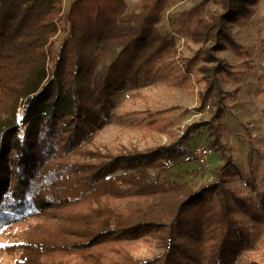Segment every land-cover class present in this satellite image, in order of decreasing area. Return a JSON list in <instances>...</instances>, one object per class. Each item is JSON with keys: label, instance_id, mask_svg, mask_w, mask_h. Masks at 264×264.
Segmentation results:
<instances>
[{"label": "trees", "instance_id": "16d2710c", "mask_svg": "<svg viewBox=\"0 0 264 264\" xmlns=\"http://www.w3.org/2000/svg\"><path fill=\"white\" fill-rule=\"evenodd\" d=\"M209 1L220 9L202 14ZM254 1L201 0L178 12L171 31L159 26L170 0H138L129 14L126 0H71L65 11L61 0H0V232L38 220L0 243V256L11 264H260L240 256L255 246L236 214L264 229V187L247 202L218 165L197 187L179 179L173 168L189 159L182 140L115 152L94 142L111 121L112 97L176 56L178 35L204 44L188 61L211 63L199 67L200 101L220 116L217 75L228 70L215 51ZM138 239L156 240L161 252L134 259L125 243Z\"/></svg>", "mask_w": 264, "mask_h": 264}, {"label": "rangeland", "instance_id": "374dc122", "mask_svg": "<svg viewBox=\"0 0 264 264\" xmlns=\"http://www.w3.org/2000/svg\"><path fill=\"white\" fill-rule=\"evenodd\" d=\"M71 0H61L65 11ZM138 0H126V13L136 9ZM201 0H170L159 23L160 28L174 30L181 21L178 12L186 10ZM219 10L218 4L209 1L201 8ZM194 20H192V23ZM61 19L59 25H63ZM231 42H222L215 51L228 72L217 75L223 92V112L211 117L207 103L202 104L200 95L206 86V78L199 68L210 65L197 57L191 64L188 59L201 45L190 42L184 36H176L178 53L171 59L159 62L153 72L141 76L133 86L121 89L113 98L111 121L98 129L94 142L101 149L113 152L125 148L144 149L182 140L187 161L173 168L179 179H185L194 187L211 181L214 168L222 166L226 185L247 202H256L255 192L264 187V0H255L244 14L227 24ZM63 33L55 39L54 48ZM215 126L223 149L214 144L209 124ZM207 126H206V125ZM26 125L19 127L23 137ZM201 145L211 148L203 161L194 154ZM249 157H251L249 159ZM238 221L250 233L255 248L240 254L243 258L264 263V229L249 216L236 214ZM28 218L12 224L0 232V243L11 233L34 223ZM134 259L152 258L161 248L152 243L130 240L125 243ZM249 255V256H248ZM0 264L11 262L0 256Z\"/></svg>", "mask_w": 264, "mask_h": 264}, {"label": "built area", "instance_id": "2783aa9c", "mask_svg": "<svg viewBox=\"0 0 264 264\" xmlns=\"http://www.w3.org/2000/svg\"><path fill=\"white\" fill-rule=\"evenodd\" d=\"M211 153V148H209L206 145H201L198 146L195 150H194V154L195 156L200 160L203 161L205 158H207V156Z\"/></svg>", "mask_w": 264, "mask_h": 264}]
</instances>
